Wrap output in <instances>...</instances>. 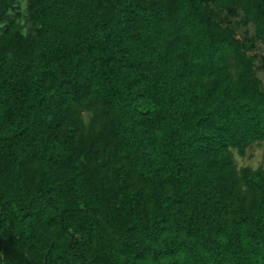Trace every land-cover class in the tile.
Listing matches in <instances>:
<instances>
[{
	"label": "trees",
	"instance_id": "16d2710c",
	"mask_svg": "<svg viewBox=\"0 0 264 264\" xmlns=\"http://www.w3.org/2000/svg\"><path fill=\"white\" fill-rule=\"evenodd\" d=\"M257 41L264 0H0V264H264Z\"/></svg>",
	"mask_w": 264,
	"mask_h": 264
},
{
	"label": "rangeland",
	"instance_id": "374dc122",
	"mask_svg": "<svg viewBox=\"0 0 264 264\" xmlns=\"http://www.w3.org/2000/svg\"><path fill=\"white\" fill-rule=\"evenodd\" d=\"M240 36H251L253 34V28L251 25L241 27L238 30ZM246 34V35H245ZM254 52L257 55L256 63L261 64L264 58V42L257 41L254 47ZM258 76L262 80L264 85V68L259 69L257 72ZM235 162L238 167L248 166L250 168L262 167L264 168V144L253 143L246 148L244 154H239L235 150L233 151Z\"/></svg>",
	"mask_w": 264,
	"mask_h": 264
}]
</instances>
